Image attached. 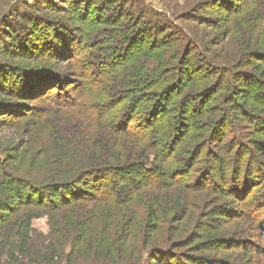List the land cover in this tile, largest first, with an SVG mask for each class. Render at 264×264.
Instances as JSON below:
<instances>
[{"label":"trees","instance_id":"16d2710c","mask_svg":"<svg viewBox=\"0 0 264 264\" xmlns=\"http://www.w3.org/2000/svg\"><path fill=\"white\" fill-rule=\"evenodd\" d=\"M66 1L76 22L72 24L62 17V27L51 28L49 32L53 38L62 40V46L57 44L50 48L33 21L26 20L24 24L30 25L21 31L14 30L9 20V24L5 25L11 28L10 32L15 31L14 40L17 43L11 46L13 50L21 46L18 34L28 32L32 36L28 38L29 42L36 45L33 48L32 44L29 46L32 54L37 55L44 50L57 54L62 52V60L73 70L62 72L64 82L61 78L58 81L52 79L55 75H50L49 68L42 65L20 70L21 75H26L30 80L20 88L1 80L0 94L12 97L0 102L8 109L12 108L10 112H15L9 114L15 118L14 121L26 120L34 146L39 144V132L37 128L34 129L37 114L26 113L28 106L21 107L19 102L39 101L45 93L51 95L58 90L68 98L70 95L65 85L70 86L71 94H75L73 102H70L72 99L58 102L67 110H62V116L55 112L58 119L50 128V133L59 139L62 133L59 146L72 150L70 162L66 163L65 180L36 186L11 174H0V186L15 194L18 200L15 206L4 202L9 217L18 211L20 215L15 217L16 220L29 224L32 219L42 217L48 211L71 208L93 199L100 203L121 205L131 202V197L141 187L163 189L178 185L185 178L197 176V180H203L208 177V172L215 169L230 194L236 195L242 202L257 204L258 208L255 205L250 207V211H257L253 223L260 228L259 233L264 237V189L261 193L257 192L258 186L264 185V163L259 162L257 154L244 143L249 133L240 126V122L249 124L251 120L255 129L264 130L263 116L252 117L257 108L262 107L264 111V81H258L264 75L257 77L256 81L254 75L250 78L244 74L242 78L245 83L249 84L251 80L256 82L253 90L244 91L234 84L233 75L215 77L217 75L211 73L209 58V65L205 64L199 69L201 66L198 63L186 61L192 50L188 48H192L193 43L183 35L181 29H176L169 37L173 34L182 37L168 42L164 39L158 41L159 35L164 34L167 27L160 28L153 16L147 18L149 9L139 4L132 5L129 8L134 6V10L124 13L122 9L127 5L126 0ZM231 8L226 11L229 12ZM149 11L160 16L153 10ZM4 27L3 35H8ZM1 41V46L7 43L5 38ZM103 52L110 53L107 55ZM257 59L264 60V56ZM189 70L207 72V75L202 78L192 75ZM177 71L179 74H176ZM68 74L72 77H68ZM214 84L219 90L213 91ZM244 100H248L250 108L239 104ZM232 105L238 115L236 119L231 116L228 122ZM135 122L133 127H128ZM69 132L73 137H65V133L67 135ZM258 143L264 145V142ZM211 146L214 148L210 150ZM217 148L222 156L218 150H214ZM212 151H217L216 162L206 155H212ZM254 161L258 163L257 168L253 167ZM79 183L92 191L83 196L86 190L80 189L83 187H79ZM12 184H15L14 188ZM207 186L204 181L199 187ZM179 197L173 203L170 201L171 205L167 197L163 198L168 208L172 206L169 210L177 223L186 215L183 197ZM23 208L25 211H19ZM152 214L156 216L155 223H166L157 210ZM1 220L6 222L7 215H3ZM214 239L207 243L217 247ZM217 240L215 242L220 243L222 239ZM165 243L160 248L152 246L150 259L153 261L149 264H183L177 254L172 253L181 246L174 243V250H170ZM118 247L119 242L116 247L119 250ZM118 250L113 252L114 255H108L111 260L108 264H140L129 259L116 263L117 259L124 258L119 254H123V251ZM240 250L244 256L254 252L246 245H242ZM125 253L130 255L129 248ZM200 257L193 264H218L206 255Z\"/></svg>","mask_w":264,"mask_h":264},{"label":"rangeland","instance_id":"374dc122","mask_svg":"<svg viewBox=\"0 0 264 264\" xmlns=\"http://www.w3.org/2000/svg\"><path fill=\"white\" fill-rule=\"evenodd\" d=\"M126 1L127 5L122 9L124 13H129L139 4L160 15L157 17L149 10L147 13V18H156L160 28L167 27L166 32L159 35L158 41L178 39L180 34L169 36L177 31L176 29H181L183 35L195 46L188 48L192 50L186 61L198 63L201 66L199 69L207 64L209 58L211 73L217 75L215 77L233 75L234 84L242 87L244 91L253 90L256 84L252 80L249 84L245 83L242 78L244 74L249 77L254 75L256 81L264 75V60L257 59L264 56V0H254L253 3H246L247 0ZM132 5L134 6L130 9ZM230 7H233L232 11H226ZM71 11L66 0H0V42L4 38L7 42L0 45V83L1 80L8 81L17 88L27 85L26 83L30 82L29 77L21 75L20 70L37 65L48 67L50 75H55L52 79L58 81L61 78L65 81L62 79V72L69 73L73 70L62 60V52L57 54L44 50L43 53L32 54L29 46L33 42L28 40L32 36L28 32L18 34L21 46L13 50L11 46L17 43L14 40L15 31L10 32L11 28L5 25L9 20L14 30L21 31L30 25L24 24L26 20L33 21L50 48L57 44L62 46V40L53 38L49 32L51 28L62 27V17L72 24L76 22ZM115 16L118 17L116 14ZM2 27L10 35L4 34V37ZM33 46L36 47L35 43L32 48ZM189 71L192 75H200L202 78L207 75V72ZM176 74H179L178 71ZM68 77L72 76L68 74ZM258 81H264V77ZM64 87L70 95L68 98L64 97V92L58 90L51 95L45 93L39 101L19 102L21 107L28 106L29 111L26 113L37 114L34 129H38L39 144L35 146L34 139L28 134L29 126L25 123L26 120L22 118L23 120L14 121L15 118L9 114L15 112H10L12 108L8 109L0 102V174H11L36 186L65 180L66 163L70 162L72 150L59 146L62 143V133L59 135L60 139L50 133V128L58 119L55 112L62 116V110H67L58 102L62 103L65 99H72L70 102H73L75 98V94H71L69 90L70 86ZM45 89L47 87L44 91ZM212 89L219 90L215 88V84ZM10 97L12 96L5 97L0 94V100ZM239 104L251 107L248 100L239 101ZM262 109L257 108L252 117L264 118ZM237 115L238 112L232 105L227 117L228 122L231 116L236 119ZM136 123L128 127H133ZM252 124L251 120L249 124L240 122L243 131L249 133L248 140H244V143L257 154L259 162L264 163V145L258 143L264 142V130L255 129ZM71 133H65V137H73ZM213 148L211 146L210 150ZM214 150H218L222 156L218 148ZM216 152L212 151V155L207 153L208 159L216 162ZM256 162H253V167L257 168ZM197 179L198 176L185 178L180 184L163 189L154 186L144 189L141 187L137 194L131 197V202L121 205L100 203L93 199L71 208L48 211L42 217L32 219L29 224L16 220L15 217L20 215L18 211L9 217L4 202L15 206L18 200L15 194L0 186V264H108L111 263L108 255L116 253L118 242L119 250L123 251V254H119L124 258L117 259L116 263L128 259L140 264L152 263V246L160 248L166 242L165 246L170 250H174V243L181 246L172 253L177 254L183 264H193L196 259H201V255L212 258L211 260L218 264H264V237L259 233L260 228L253 223L254 213L257 211H250V207L257 204L242 202L239 197L230 194L215 169L208 172L207 178ZM211 179L213 181H210ZM204 181L208 184L207 188L199 187ZM78 185L83 187L80 183ZM12 187L14 188L15 184H12ZM258 187L257 192L261 193L264 185ZM80 189L86 190L83 191V196L92 191L85 187ZM179 196L183 197L186 215L177 223L169 210L172 206L168 208L163 198L167 197L171 205L173 200L180 199ZM23 210L24 208L19 211ZM155 210L163 216L162 219L166 220V223H155L156 216L152 214ZM3 215L8 217L6 222L1 220ZM213 238L217 247L207 243ZM217 239L222 240L217 243ZM242 245L250 247L254 252L244 256L240 250ZM127 248L130 255L125 253Z\"/></svg>","mask_w":264,"mask_h":264}]
</instances>
